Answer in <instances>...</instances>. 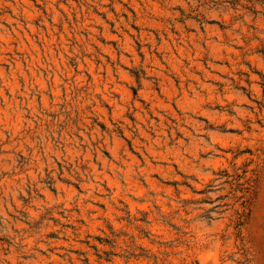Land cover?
Segmentation results:
<instances>
[{
	"label": "rangeland",
	"instance_id": "1",
	"mask_svg": "<svg viewBox=\"0 0 264 264\" xmlns=\"http://www.w3.org/2000/svg\"><path fill=\"white\" fill-rule=\"evenodd\" d=\"M0 264H264V0H0Z\"/></svg>",
	"mask_w": 264,
	"mask_h": 264
}]
</instances>
